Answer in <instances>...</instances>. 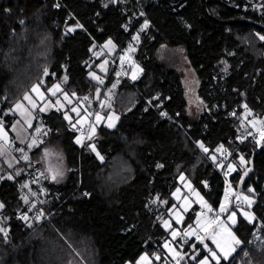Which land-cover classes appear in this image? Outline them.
I'll return each mask as SVG.
<instances>
[{
  "label": "trees",
  "instance_id": "1",
  "mask_svg": "<svg viewBox=\"0 0 264 264\" xmlns=\"http://www.w3.org/2000/svg\"><path fill=\"white\" fill-rule=\"evenodd\" d=\"M248 2L0 0V112L38 83L45 91L59 83L78 102L92 98L96 108L100 85L89 72L106 57L96 54L97 47L112 40L118 58L138 24L127 29L129 16L140 10L149 23L134 55L142 74L123 78L113 98L116 127L100 125L80 146L61 112L46 114L69 167L66 180L52 184L57 192L44 205L49 219L31 225L22 219L43 206L30 210L23 199L28 162L11 167L0 159L2 223L8 228L7 237L0 233V264H137L144 253L156 252L161 259L154 261H164L169 231L163 220L176 203L178 176L189 177L214 209L222 203L224 181L195 141L214 153L222 144L235 150L231 180L264 216V136L240 141L250 131L241 119L245 105L264 114V1L261 7ZM163 46L185 50L207 104L199 116L189 110L180 72L159 57ZM114 72L111 67L108 82ZM161 109L190 128L163 118ZM14 117L4 116L7 127ZM155 196L166 200L163 209L151 204ZM254 228V220L239 217L234 232L240 245L220 264H264V243ZM185 239L179 240L184 253L177 264H199L207 253L202 242Z\"/></svg>",
  "mask_w": 264,
  "mask_h": 264
},
{
  "label": "rangeland",
  "instance_id": "2",
  "mask_svg": "<svg viewBox=\"0 0 264 264\" xmlns=\"http://www.w3.org/2000/svg\"><path fill=\"white\" fill-rule=\"evenodd\" d=\"M248 1V6L250 7H261L263 5L262 1L264 0ZM137 20L138 24L134 29L131 38L127 40L126 47L119 53V57H122L130 63V78L133 80L138 79L142 74V67L134 59V55L135 50L137 49L138 44L140 42L141 34L147 29L149 25L148 21L144 18V13L139 10L135 13V16H129L128 21L126 23L127 29L132 28V26L136 24ZM146 23L147 27H145ZM137 36L139 37L138 40L134 39V37ZM110 41L112 42L111 44L107 43L104 46L105 49L111 55H114L116 47L113 41ZM159 57L165 62H167L170 66L175 67L180 72L186 90V94L188 96L190 112L195 116H199L200 114H202L206 110L207 104L205 100L199 96V81L196 77L193 67L189 62L185 50L183 48H169L167 46H163L160 49ZM109 74L110 70L108 71V75ZM123 78L124 77L122 76V74L115 69L114 76L111 82H108L107 79H102L103 83L100 84V88L95 95L96 102L99 101L96 108L94 105V100L89 97H87V99L83 97L81 101L78 102L71 96V103L66 100H64L63 102L59 100L57 103L58 105L64 107L66 111L67 106L69 104L72 106H69L68 115L70 113V108H76L78 111H81V109L87 111L89 109L88 111L93 112L97 110H103L104 114H107L106 111H109L111 109L113 110V98L115 97V94ZM37 85H39V90L37 92L33 91L36 94L35 96H43V94L47 95L49 94V92H53L56 90V85L60 86V84L55 83L48 90L45 91L43 89V91H41V85L38 83L35 86ZM113 85H115V87H113ZM102 91H104L103 96H101ZM25 95L18 101V103H16L15 109H17V105L20 103L21 100H23ZM73 104L78 105V107L80 108L74 106ZM73 113L76 114L77 112ZM13 114V107L5 109L4 112H0V125H2L4 132L7 133V139L0 138V140H3V142L5 141V143L9 145L10 154L14 153V158L15 156L17 157L15 158V160L18 162L17 164H19L21 161L28 162V164L24 166L28 175L23 184L24 187L22 191V196L24 201L25 198H27V204L29 205L31 210L35 209V207L39 204L44 206L55 196L57 188H53L52 184H59L64 182L68 177L69 167L66 161L63 145L60 141H53L52 139L54 130L52 126L48 124L44 112L41 114H37L38 120L36 121V124L33 129H31L30 139L25 145L14 143V141L10 139V133L7 128V120H5L4 116H13ZM100 118L101 119H99L97 122L96 120L93 121L91 129V138H87L86 140H82L80 138V143L82 145H84L85 143L87 144L88 141H90L94 137L96 132L94 131L93 133V127L95 129V127L100 125L101 122L106 121V118L103 117V115ZM241 119L242 122L245 124L246 129L250 128V131L257 127L259 124V120L257 118L252 117L249 112H244ZM77 124L78 123H74L73 121L71 127H77ZM263 136L264 130L257 135L256 139L260 140ZM38 148L39 150L37 151ZM19 149H23V151H19ZM25 155L28 157L27 160L23 159ZM1 164L2 162H0V170L2 168ZM233 169L235 170V164L232 165V171H234ZM19 171L20 169H18V172ZM53 175L56 176L55 180L52 179ZM172 196L176 200V203L169 209V216L163 220L164 227L169 231V237L167 238V240H165L163 244L165 259L162 262L165 264H171L173 259H176L179 256L183 255L184 249L181 250L182 245L179 240H184L185 238H194V234L202 227L204 228L206 235L201 239H196L195 243L203 241L202 245L203 248L207 251V253L202 259H200L199 264H204L205 260H207V264L215 262L216 260L212 256L213 252H215L217 256H223L221 248H218L217 244H219L225 250H228L230 247H235V249L237 250V248L239 247L240 244H235L232 240V235H235V237L239 240L236 233L234 232V226L238 222L239 217L241 215L245 216L244 213H249L250 216L254 217L249 208L238 205L233 206L234 204L236 205V201L238 200V198L235 196L233 189L231 187H228L224 191L221 203V205L225 206V210L221 211V206L219 207L220 211L224 213L225 216L223 217V219L218 220L216 222H209V213L212 212L214 208L211 206L210 202L203 195V193L194 186L193 181L183 173L178 176V185L173 191ZM242 196L248 197L250 200L254 201V199L247 193L242 192ZM0 203H2L1 200ZM151 204L155 205L161 210L166 205V200H160L158 196H155L152 198ZM33 205H35V207H33ZM1 211L2 209H0V227L7 229L8 236V228L2 223L3 218ZM190 212L194 213L193 216ZM233 212L235 213V222L229 219V216ZM26 216L28 217V223L30 225L32 223L44 221L41 218L36 219L30 216L29 214H26ZM253 220L254 219H252L251 221ZM165 222H167V226ZM174 231L177 233L175 238H173L172 235ZM186 232H188L189 235L186 236ZM166 244L168 245V247H165ZM84 251L89 254V251L86 247H84ZM235 251L231 252L229 257L232 256ZM197 254L198 252L195 251L192 257H195ZM1 256L2 255L0 254V260L3 259V256ZM157 257H159V259H157ZM160 259L161 255L158 252H156L153 256H150L148 253H144L137 261V264H153L155 262L154 260L158 261Z\"/></svg>",
  "mask_w": 264,
  "mask_h": 264
},
{
  "label": "crops",
  "instance_id": "3",
  "mask_svg": "<svg viewBox=\"0 0 264 264\" xmlns=\"http://www.w3.org/2000/svg\"><path fill=\"white\" fill-rule=\"evenodd\" d=\"M110 69H111V67H110V64L108 63V59L105 58L103 61H101L98 64V66L94 70H91L89 72V76L94 81L99 83V85H100L101 84L100 80H102L103 78L108 79V71ZM92 74H95L96 77H99V80L94 79ZM57 84H59V83H57ZM40 90L43 91V88L40 87ZM41 91H40V93H41ZM55 92H56V95H52V92H49V94H47V95L43 94V96L42 95L35 96L36 94L31 90L25 95V96H29L31 98V102L29 100H26L23 98V100H21L19 103V105H21V107L15 109L16 104L13 106V112H14L15 117H14V120H12V122L10 123V126L7 128H8V131L10 133V139L13 140L14 143H17L20 145H22V144L25 145L30 139L31 129H33V127L36 124V121L38 120L37 114H41L44 112L46 115L54 109H57L59 112L62 113L63 118L65 119V121L67 122V124L69 126H71L73 121H74V123H78L77 127H74V129L77 132V136L75 139L76 141L80 140V138H81L79 135V129L85 130L88 134L87 138H91L92 124H93L94 120H96V122L98 121L97 116L101 117L103 115V117L106 118V121L101 122L100 125H105L107 127H109V124L113 125L112 127H109V128L116 127V125L119 122L120 114L117 113L115 110H112V109L107 111V114L106 113L104 114L103 110L102 111L97 110V111L93 112V111H88L89 109L87 111L81 109V111L80 110L76 111L77 113H79V115H78L77 113L74 114L72 111V108H70V113L68 115L69 106L70 107H72V106L69 104L67 106V111H66V109L64 107L58 105L57 102L59 100L62 102L64 100H66L64 98L65 93H67V95H68V99L66 101L69 102L71 95L62 88L61 84H60V90L59 91L55 90ZM33 103L35 104V107L33 106ZM74 106L78 107V105H76V104ZM78 108H80V107H78ZM88 117H89V119H88ZM92 117H93V119H92ZM109 118H111V119H109ZM80 121H82V122H80ZM100 125L96 126L95 129L97 130V128ZM95 129L93 127V133H94V131L96 132ZM82 140H84V139H82ZM79 144H80V146H83L81 143H79ZM93 145L95 146V144L93 142L90 143L91 149H92ZM9 149H10L9 145H7L5 143V141L3 142V140H0V152H2V154H0V159H1V161L5 162V164L7 166H13V165H16L18 163L15 160V158H17V157L15 156V158H14V153L10 154ZM93 151L99 157H101L99 152L97 151L96 147H95V150H93Z\"/></svg>",
  "mask_w": 264,
  "mask_h": 264
},
{
  "label": "built area",
  "instance_id": "4",
  "mask_svg": "<svg viewBox=\"0 0 264 264\" xmlns=\"http://www.w3.org/2000/svg\"><path fill=\"white\" fill-rule=\"evenodd\" d=\"M103 53L106 55V58L109 61L110 67L119 71L124 78H128L130 81L133 80L130 78V76H131V65L127 60L123 59L122 57H118V58L114 57L105 49L104 45L100 44L96 49V54L100 55ZM157 96L158 95H155V97H157ZM147 101L153 106L152 102L149 99H147ZM244 112H249L252 117L257 118L259 120V124L253 130L242 135V137L240 138L241 142H244L246 140L255 139L257 137V135L261 131L264 130V122H262V121H264V114H261L260 111L253 110L250 107H246L244 109ZM159 114L165 119H168V120H171L173 122L178 123L185 130H188L190 128V125H187L184 127V124H182L181 121L176 119V117L174 115H172L170 112H168V110H166V109L159 110ZM176 116H178V113H176ZM79 135L84 140L88 136L87 132L85 130H82V129L81 130L79 129ZM195 142H196L198 148L203 153H205L207 155V157L209 158V160L211 161V163L213 164V166L215 167V169L217 170L219 175L222 177V179L224 181L225 189L228 187H231L233 189L235 196L238 198L236 203L240 206L247 207L250 209V211L252 212V214L254 216V221H255L254 234L259 238V241L261 243H264V216L259 214L257 211L254 210V206H253L254 201H253V203L249 204L244 199V197L242 196V192L237 187H235V185L233 184V182L231 180V175L233 172L232 171V165L234 164L233 156H234L235 150L230 148L226 144H222L220 146L219 150L216 153H214V152H212L211 148L208 145H206L200 141H195ZM201 144L204 146V148L208 149L207 152L204 151V148L200 147ZM213 157H214V159H213ZM230 165H231V167H229ZM41 210L44 213V216L41 217V219L42 220L49 219L50 214L46 211L44 206H39L35 210H33L31 216L36 218V216L38 215V213ZM209 214H210L209 222H216V221L221 220L223 218V213L220 211V208L213 209V211L210 212ZM205 235H206V232L204 231V228L202 227L194 234V239H197V237L202 238ZM185 241H188V240L185 239ZM181 258L182 257L179 256L178 258L174 259V261L171 264H177V262H179ZM153 264H165V263L155 261Z\"/></svg>",
  "mask_w": 264,
  "mask_h": 264
},
{
  "label": "snow or ice",
  "instance_id": "5",
  "mask_svg": "<svg viewBox=\"0 0 264 264\" xmlns=\"http://www.w3.org/2000/svg\"><path fill=\"white\" fill-rule=\"evenodd\" d=\"M57 6H59V5H57ZM78 26H79V27H82V25H78ZM145 27H147V23L145 24ZM74 30H75V29H69V31H74ZM138 38H139L138 36H137V37H134V39H137V40H138ZM259 38H260L261 40H264V36H260ZM108 43L111 44L112 42H111V41H108ZM45 72H47V70H45ZM92 75H93V78H94V79L99 80V77H96L95 74H92ZM133 78H135V77H133ZM65 79H67V77H65ZM100 83H103V81L100 80ZM113 87H115V85H113ZM55 88H56L57 91L60 90V86H59V85H56ZM38 90H39V85L34 86L33 89H32V91H34V92H37ZM52 95H56V92L53 91V92H52ZM73 95H74V93H73ZM64 98H65L66 100L68 99V95H67V93L64 94ZM24 99L29 100V101L31 102V98H30L29 96H25ZM85 99H87V97H85ZM69 103H71L70 100H69ZM33 106L35 107V104H34V103H33ZM19 107H21V105L18 104V105H17V108H19ZM245 107H247V106L245 105ZM42 110H43V109H42ZM72 111H73V112H76L77 109H76V108H73ZM77 114L79 115V113H77ZM165 115H166V114H165ZM66 118H67V117H66ZM99 119H100V117L97 116V120H99ZM109 119H111V118H109ZM262 122H264V121H262ZM112 126H113V125L109 124V127H112ZM73 127H74V126H73ZM38 131H39V130H38ZM0 138L7 139V133L4 132L2 125H0ZM77 143H80V140H77ZM200 147H201V148H204V146H203L202 144L200 145ZM92 149L95 150V146H94V145L92 146ZM19 151H23V149H19ZM204 151L207 152L208 149H207V148H204ZM0 154H2V152H0ZM23 159L27 160L28 157L25 155V156L23 157ZM101 159H102V157H101ZM213 159H214V157H213ZM240 160H241V163H244V158H243L242 156L240 157ZM229 167H231V165H230ZM233 170H234V169H233ZM245 175H247V172L245 173ZM9 179H11V177H9ZM52 179L55 180V179H56V176L53 175V176H52ZM182 179H183V177H182ZM25 186H27V185H25ZM178 191H179V190H178ZM244 199H245L249 204L253 203V201L250 200L248 197H244ZM25 202L27 203V198H25ZM3 207H4V204H3V203H0V209H3ZM33 207H35V205H33ZM224 210H225V206H224V205H221V211H224ZM244 215H245V217L248 218L249 220L254 219V217L250 216L249 213H244ZM43 216H44V213H43V211L41 210V211L38 213V215L36 216V219H40V218L43 217ZM234 218H235V213L233 212V213L229 216V219H230V220H233V222H235V219H234ZM22 219L27 220L28 217H27V216H24V217H22ZM178 222H179V220H178ZM165 224H166V226H167V222H165ZM0 233H3L4 236L6 237V236H7V229H5V228H3V227H0ZM172 235H173V238H175L176 235H177V233L174 231V232L172 233ZM185 235L187 236V235H189V233L186 232ZM197 239H200V237H197ZM232 240L234 241L235 244H240V241L235 237V235H232ZM201 242H203V241H201ZM165 247H168V245L166 244ZM217 247H218V248H221V252L223 253V256H222V257H221V256H217L215 252L212 253V256H213V258L216 260L217 264H220V260H221V259L227 260L228 257H229V255L231 254V252H234V251L236 250L235 247H230L228 250H225V249L222 248L219 244H217ZM142 259H143V258H142ZM157 259H159V257H157ZM204 264H207V260L204 261Z\"/></svg>",
  "mask_w": 264,
  "mask_h": 264
}]
</instances>
